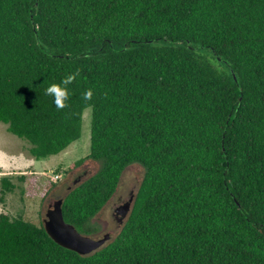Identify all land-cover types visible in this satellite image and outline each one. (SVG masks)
Masks as SVG:
<instances>
[{"label": "trees", "instance_id": "trees-1", "mask_svg": "<svg viewBox=\"0 0 264 264\" xmlns=\"http://www.w3.org/2000/svg\"><path fill=\"white\" fill-rule=\"evenodd\" d=\"M72 74L57 108L45 90ZM89 108L101 167L64 219L93 235L138 164L121 232L84 257L41 217L0 213V264H264V0H0V123L43 160L82 137Z\"/></svg>", "mask_w": 264, "mask_h": 264}, {"label": "rangeland", "instance_id": "rangeland-1", "mask_svg": "<svg viewBox=\"0 0 264 264\" xmlns=\"http://www.w3.org/2000/svg\"><path fill=\"white\" fill-rule=\"evenodd\" d=\"M91 122L92 109L89 108L83 117L82 137L66 151L43 160L35 159L30 153L31 145L9 133L7 126L0 123V213L11 218L44 219L51 205L93 176L100 169L101 162L88 158L91 153ZM144 173V168L138 164L124 171L115 195L90 223L91 237L101 238L109 233L114 239L119 235L125 222L120 224L115 220V211L132 196L136 197ZM38 176L41 179L36 184L35 177ZM55 176H60V179L54 181ZM4 181L13 188L8 190ZM44 181L52 182L55 187L47 192ZM39 184L45 187L35 194Z\"/></svg>", "mask_w": 264, "mask_h": 264}, {"label": "water", "instance_id": "water-1", "mask_svg": "<svg viewBox=\"0 0 264 264\" xmlns=\"http://www.w3.org/2000/svg\"><path fill=\"white\" fill-rule=\"evenodd\" d=\"M232 74L234 80L237 81V76L234 74L233 70ZM134 201L135 196H132L129 201L116 209L115 213L120 224L128 219ZM62 206L63 199L56 201L49 207L46 217L43 219L47 234L58 245L80 256L87 257L101 250L111 242L112 236L109 233L103 235L101 238H93L81 234L73 225L65 221Z\"/></svg>", "mask_w": 264, "mask_h": 264}, {"label": "clouds", "instance_id": "clouds-1", "mask_svg": "<svg viewBox=\"0 0 264 264\" xmlns=\"http://www.w3.org/2000/svg\"><path fill=\"white\" fill-rule=\"evenodd\" d=\"M75 75L77 74L68 75L61 82V84L59 85L51 84L46 88L45 94L53 98V102L57 108H64L66 106V102L70 98L68 85H70L73 82V80L75 79ZM91 96H92L91 90H88L83 94V98L85 100L91 99Z\"/></svg>", "mask_w": 264, "mask_h": 264}, {"label": "built area", "instance_id": "built-area-1", "mask_svg": "<svg viewBox=\"0 0 264 264\" xmlns=\"http://www.w3.org/2000/svg\"><path fill=\"white\" fill-rule=\"evenodd\" d=\"M60 179V176H55L54 177V181H57V180H59Z\"/></svg>", "mask_w": 264, "mask_h": 264}, {"label": "flooded vegetation", "instance_id": "flooded-vegetation-1", "mask_svg": "<svg viewBox=\"0 0 264 264\" xmlns=\"http://www.w3.org/2000/svg\"><path fill=\"white\" fill-rule=\"evenodd\" d=\"M115 220L118 222V217L116 216V213L114 214ZM119 223V222H118Z\"/></svg>", "mask_w": 264, "mask_h": 264}]
</instances>
